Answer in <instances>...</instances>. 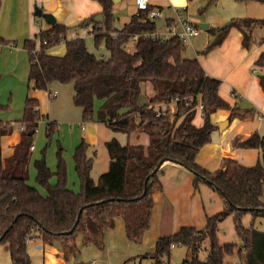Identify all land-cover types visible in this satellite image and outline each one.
<instances>
[{"label": "trees", "instance_id": "1", "mask_svg": "<svg viewBox=\"0 0 264 264\" xmlns=\"http://www.w3.org/2000/svg\"><path fill=\"white\" fill-rule=\"evenodd\" d=\"M96 1L103 7V21L98 22L94 17L83 25L86 29L91 27L96 47L105 42L109 57L100 58L91 53L83 38L67 39L68 27L56 22L51 29L41 30L36 40L24 43L30 62L29 89L48 91L54 83L73 84L74 103L83 111V123L98 120L114 132L127 135L142 131L149 135L150 145L145 151L140 145H122L117 139L109 141L106 146L110 168L96 183L91 176L93 160L87 157L83 141L74 155L80 180V193H75L68 186L62 150L58 152L55 173L46 162V151L58 124L40 113L39 100L28 97L20 121L26 129L13 155L5 159L0 145V244L8 246L13 264H31L27 250L31 240H40L44 246L59 245L68 260L79 254L75 241L80 235L84 245L93 244L105 251L107 234L115 228L116 218L125 220L127 237L141 243L151 226L153 194L162 190L161 167L155 170L165 160L190 170L195 190L201 183L210 185L225 199V207L207 217L204 229L183 227L173 235L161 237L155 250L142 259L149 258L153 264H170L173 248L183 246L189 249V256L182 264H225L226 258L236 253L241 260L244 251V263L239 264H264V232L254 227L245 228L242 223L247 213H251L254 220L264 219V137L256 133L244 141L235 140L238 147L262 151V160L253 167L227 160L222 168L211 173L196 162L200 150L211 141L216 129L211 120L213 113L229 110L233 120L251 119L252 112L232 106L220 96L221 81L208 76L197 59L184 57L186 46L180 38L162 40L150 36L158 28L147 12L139 11L119 30L114 25V2ZM219 1L208 0V6ZM234 1L264 3V0ZM2 2L0 0V13ZM205 11L203 8L199 13ZM231 25L240 28L243 45L249 48L254 31L264 29V19L233 20ZM228 30L229 27L210 29L213 41L206 51L220 46ZM115 33L119 35L117 39L113 38ZM143 34L148 36L138 39L134 52L128 51L129 41ZM61 42L67 46L65 56L47 53L50 47ZM256 64H264V52ZM260 80L264 90V75ZM148 82L153 84L156 93L148 103L140 105L143 85ZM98 100L102 104L96 110ZM172 104L177 106L176 113L170 111ZM200 105H203L205 122L197 128L193 120ZM4 108L9 110L10 105ZM42 120H48L49 143L35 167L37 182L46 190L45 196L28 184L30 150L35 136L30 133H36ZM12 130L9 125L0 126V138L11 134ZM232 214H235L234 224L242 247L219 242L218 226ZM206 240L210 243L209 253L206 260H201Z\"/></svg>", "mask_w": 264, "mask_h": 264}, {"label": "crops", "instance_id": "2", "mask_svg": "<svg viewBox=\"0 0 264 264\" xmlns=\"http://www.w3.org/2000/svg\"><path fill=\"white\" fill-rule=\"evenodd\" d=\"M151 1V7L160 9L162 14L163 9L166 7L173 8V11H175L174 8L178 7L188 9L189 2V0ZM36 7L40 8L43 13L52 14L57 23L68 27L67 39L83 38L85 42L94 38V36L83 24L94 17L96 20L99 17L101 19L103 13L102 5L96 0H3L0 13V40L6 41L8 39L9 43L0 41V82L9 76L15 85H19L21 89H24L25 85L27 86H25V92L20 91L22 98H15L14 89H10L12 94L9 101V110L11 112L6 117L5 123L0 121V126L9 125L13 130L11 134L0 138V145L5 159L13 155L15 147L22 139L21 126L25 124L20 123V121L24 116L26 100L28 97L39 100L40 113L47 116L50 121L58 124L51 145L46 151L47 165L53 173L57 171L58 161L56 156L59 149H61L67 165L68 186L75 193H80V180L76 171L74 155L77 147L83 141L87 146V157L93 160L91 176L97 183L100 176L110 168L111 160L106 146L109 141L117 139L122 145H140L147 151L150 145V137L142 131H135L130 135L114 132L98 120L83 123V111L74 103L75 90L73 84L54 83L48 91L29 89L30 62L24 43L26 40H36V36L41 30L47 31L52 27L45 19L34 15ZM138 13L139 10L134 6L133 0H120L114 3L115 28L122 29ZM174 19L170 16L167 17L163 22L164 26L166 24L169 28V26L175 25ZM192 23L196 24L195 22ZM230 25L231 22L225 26L229 27V30L220 46L206 51L213 41L212 39L205 42L202 52L196 51V54L192 57H186L184 53V57L187 59H197L208 76L221 81L219 92L225 101L244 111L252 112L251 119L236 118L233 120L230 119L231 112L229 110L221 109L212 114L211 120L216 125V129L211 134V141L200 150L196 159L201 168L211 173L222 168L223 163L227 160L235 161L246 167H253L262 160L263 155L260 149L238 147L235 145V140L244 141L256 133L264 137V116H260L264 112V90L260 82L261 76L264 75V64L262 66L256 64L260 55L264 52V29H256L249 48H245L242 31L237 25ZM225 27H220V25L214 27L209 24V28L205 30L210 33L212 28L221 29ZM161 31L166 32L167 30L162 29ZM194 38L187 43L193 49L192 40ZM37 44V47H39V40ZM103 44L105 46L104 41ZM136 44L137 41L132 38L127 44L128 51L134 52ZM87 48L96 55L95 51L89 47ZM47 53L53 56H65L67 53L66 43L61 42L50 47ZM53 92L57 93L56 97L51 96ZM155 93L153 84L150 82L145 83L139 104L148 103ZM233 93L237 97H232ZM101 104L102 102L99 100L96 102V110L99 109ZM170 111L171 113L177 112L176 104L170 106ZM227 121L229 123L223 125L221 129L220 125ZM204 122L202 109L198 108L193 124L195 127L201 128ZM37 129L40 136L38 144L36 145V142H34L33 149L30 150L31 161L28 184L31 187L38 188L41 194L45 196V190L36 186L38 171L35 169V164L42 159V151L47 145L45 138L46 121H40ZM160 170L162 190L153 194L154 208L151 216V226L144 234L142 242L137 244L130 240L127 237L125 220L116 218L115 228L107 234L105 251L100 250L93 244L84 245L83 236L80 235L75 241L79 254L72 258L79 256L81 264H143V261H147L149 258L142 259V256L152 253L161 237L173 235L183 227L204 229L207 225V217L214 216L221 210L216 211L217 209H214L216 208V202H219L220 208L225 207V199L221 195L223 200L207 193L206 197L211 203L213 215L209 213L205 193H202V183L199 189L195 190L193 173L186 167L175 162L166 161ZM53 182L55 183V180ZM36 243L43 245L40 240H31L28 243L27 250L30 260L33 251L43 252V264H62V261L67 262L70 260L64 258L59 245H43V250H38L36 249Z\"/></svg>", "mask_w": 264, "mask_h": 264}, {"label": "rangeland", "instance_id": "3", "mask_svg": "<svg viewBox=\"0 0 264 264\" xmlns=\"http://www.w3.org/2000/svg\"><path fill=\"white\" fill-rule=\"evenodd\" d=\"M134 6L137 8L136 1L133 0ZM150 4H152V1H150ZM188 9H187V18L190 19L192 22H195L197 25L201 27L202 24H210L220 27H225L229 22L233 20H240V19H264V3L261 2H251L248 4H240L235 2L234 0H221L217 4L208 6V0H189L188 2ZM178 8H184V7H178ZM203 8H206V11L203 14H200L199 11ZM177 8H174L176 10ZM138 10V8H137ZM257 15V16H255ZM173 17L176 18L177 15L175 11H173V8H164L163 9V19L162 22H165V19L167 17ZM165 31L168 29L167 25L162 28ZM261 30V29H259ZM213 37L211 34L205 30L202 29L200 36H198L196 39L194 38L193 45L194 49L189 44L186 43V49H185V56L186 57H192V55L196 54V51H203L204 48H202L207 40L211 41ZM8 41V39L6 40ZM86 45L93 51H95L96 55H98L100 58H108V53L105 49V46L103 42L99 45V48L95 46L94 38L86 40ZM102 46V47H101ZM196 57V56H195ZM193 59V58H191ZM27 86V85H25ZM25 86L24 89H21L19 85H15L14 81L9 77H5V79L0 82V121H3V123L6 122V117L10 115V110L4 108L6 106H9V101L11 100V88L14 89L15 98L21 97V90L22 92H25ZM22 98V97H21ZM15 119V118H14ZM46 123L48 122L45 120ZM38 130V129H37ZM39 136L38 131L36 135L34 136V142H36V145L39 142ZM45 138L47 140V145L49 143V140L47 138V130L45 134ZM46 145V147H47ZM46 147L42 151V158L43 153ZM59 152V151H58ZM57 161H58V153H57ZM36 169V167H35ZM58 169V166H57ZM36 186L41 187L38 182ZM42 188V187H41ZM38 189V188H37ZM45 190L44 188H42ZM202 193H205V200L207 203V207L209 210V213L213 215V210L211 208V203L208 201L206 195L209 193L210 196H217V198H223L220 196V194L212 189L207 183H202ZM46 192V190H45ZM215 203V200H214ZM213 203V204H214ZM223 205V204H222ZM222 207V206H221ZM216 211L220 210L222 211L224 208L219 207V202H216ZM219 211V212H220ZM217 214V213H216ZM235 214H232L225 220H223L219 226H218V238L219 242L222 245H237L239 247H242V241L240 240L238 233L236 232L235 224H234ZM242 223L245 226V228L254 227L255 229L259 231L264 232V219L257 218L253 219V215L251 213H247L242 218ZM210 248V243L208 240L205 241L203 244L202 251L200 253V259L205 260L208 256ZM189 255V249L183 246H178L173 248L172 250V256H171V262L170 264H182L183 260L187 258ZM246 252L244 251L243 257L240 260L237 253L232 257H227L225 260V264H239L244 263ZM43 252L40 251H33L31 252V264H43ZM79 256L77 258H71L69 261H62V264H81L79 261ZM0 264H12L10 253L8 250V246L5 244H0ZM143 264H153L152 260L143 261Z\"/></svg>", "mask_w": 264, "mask_h": 264}, {"label": "built area", "instance_id": "4", "mask_svg": "<svg viewBox=\"0 0 264 264\" xmlns=\"http://www.w3.org/2000/svg\"><path fill=\"white\" fill-rule=\"evenodd\" d=\"M136 5L139 11H145L148 13V18L154 22L161 21L163 19V14L160 9L152 8L150 1L151 0H135ZM177 17L174 19L175 25L169 26L166 32H162V28H159L155 33L150 34L154 39H162L166 40L170 37H178L185 44L190 42V40L194 37H197L201 34L202 28L194 23H192L187 18V9L186 8H177L175 10ZM91 27H89L90 29ZM148 34L136 35L133 39L138 41L139 38L147 37ZM119 35L117 33L114 34L113 38L117 39ZM47 44V42H45ZM57 93H51L52 97H56ZM232 97H237L235 93L232 94ZM200 109L203 108V105L199 106ZM260 116H264V112L260 114ZM22 131L26 129V125L21 126ZM33 147L31 148V150ZM36 249L43 250V245L40 243H36Z\"/></svg>", "mask_w": 264, "mask_h": 264}, {"label": "water", "instance_id": "5", "mask_svg": "<svg viewBox=\"0 0 264 264\" xmlns=\"http://www.w3.org/2000/svg\"><path fill=\"white\" fill-rule=\"evenodd\" d=\"M114 3H117V2H119L120 0H112ZM34 15L36 16V17H38V18H43V19H45L50 25H55L56 24V19H55V17L52 15V14H48V13H43V11L40 9V8H38V7H36L35 8V12H34ZM100 18V17H99ZM97 19V20H99L100 22H102L103 21V17H101V19ZM156 26H157V28L159 29V28H161L162 26H163V22L162 21H158V22H156ZM201 28L202 29H208L209 28V25L208 24H202L201 25ZM229 123V121H227V122H223L221 125H220V127H221V129L223 128V125H227ZM35 134V132H31L30 133V136H32V135H34ZM165 163V160H163V161H161L160 163H159V165L157 166V168H156V172L160 169V167L163 165Z\"/></svg>", "mask_w": 264, "mask_h": 264}]
</instances>
